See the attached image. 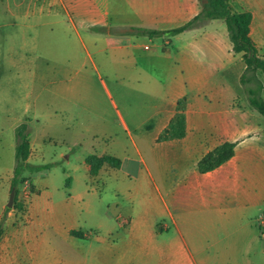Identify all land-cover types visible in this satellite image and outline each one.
<instances>
[{"label":"crops","instance_id":"0c3cea01","mask_svg":"<svg viewBox=\"0 0 264 264\" xmlns=\"http://www.w3.org/2000/svg\"><path fill=\"white\" fill-rule=\"evenodd\" d=\"M206 2L24 3L25 28L57 27L68 57H75V42L85 49L87 42L104 53L106 67L117 59L121 83L144 90L151 109L133 126L136 139L121 117L131 148L120 158L106 147L90 153L120 160L118 167L102 165L90 175L103 190L110 187V196L69 194L55 202L31 193L24 208L8 211L0 264H264V231L257 226L264 216V116L246 92L244 100L238 97L245 64L231 48L223 19H199L180 33L160 36L162 43L137 31L181 25ZM227 2L251 13L248 34L264 58V0ZM3 4L8 15L22 6L16 0ZM5 24L0 21V28ZM257 76L262 96L264 76ZM182 98L183 135L159 140ZM223 141L234 142L232 156L199 172L198 159Z\"/></svg>","mask_w":264,"mask_h":264},{"label":"rangeland","instance_id":"374dc122","mask_svg":"<svg viewBox=\"0 0 264 264\" xmlns=\"http://www.w3.org/2000/svg\"><path fill=\"white\" fill-rule=\"evenodd\" d=\"M16 1L22 2L21 8L13 10L16 15H8L2 9L5 0H0V21L6 23L0 28L2 227L8 211L19 210L18 202L24 208L31 193L55 202L69 194L84 195L86 199L93 192L110 196L109 186L103 190L101 181L90 177L84 158L103 147L120 158L122 150L131 148L121 117L136 139L132 128L151 109L150 97L144 90L121 83L114 70L117 59H110L106 67L104 53H96L87 42V49L79 44L77 47L75 42V57H68L57 27L25 28L22 13L24 3L30 0ZM156 42L162 43L160 36ZM154 75L157 77V72ZM244 96L241 84L238 97L244 100ZM21 123H25L34 149L29 162L48 166L23 172L26 180L17 183V199L13 195L7 206L15 165V128Z\"/></svg>","mask_w":264,"mask_h":264},{"label":"trees","instance_id":"16d2710c","mask_svg":"<svg viewBox=\"0 0 264 264\" xmlns=\"http://www.w3.org/2000/svg\"><path fill=\"white\" fill-rule=\"evenodd\" d=\"M223 19L228 38L231 43L233 52L239 53L242 61L245 64L244 70L240 76V83L244 86L247 94L248 103L258 113L264 116V98L261 96L262 82L257 76L260 73L264 76V58L257 54V49L254 42L249 37V23L251 20V13L249 11H235L231 8L227 0H207V2L200 8L199 12L185 23L164 29H147L137 28V31L149 35L157 36H171L180 33L188 28L193 27L199 19ZM183 98L177 101L178 113L169 121L167 126L162 130L158 139L164 140L172 137L182 136L184 133V117L182 113ZM16 144L14 147L15 165L10 180V188H14V200L17 199L16 185L19 182L26 180L23 172H34L48 165H35L28 161L30 154V135L26 130L25 123L19 124L15 128ZM234 142L223 141L208 152H206L196 162V168L199 172L211 170L230 158L233 154ZM88 164L89 175H95L102 165H109L111 167H118L120 165L119 158L103 154L97 156L89 154L85 158ZM32 187V183L30 184ZM22 204L17 203V207L21 209ZM3 233L2 225L0 224V237ZM72 234L78 233L74 230Z\"/></svg>","mask_w":264,"mask_h":264},{"label":"built area","instance_id":"2783aa9c","mask_svg":"<svg viewBox=\"0 0 264 264\" xmlns=\"http://www.w3.org/2000/svg\"><path fill=\"white\" fill-rule=\"evenodd\" d=\"M257 226L261 231H264V216H259L257 218Z\"/></svg>","mask_w":264,"mask_h":264},{"label":"water","instance_id":"95a60500","mask_svg":"<svg viewBox=\"0 0 264 264\" xmlns=\"http://www.w3.org/2000/svg\"><path fill=\"white\" fill-rule=\"evenodd\" d=\"M13 195H14V188H11V189H10L9 202H8L7 206L10 205V203H11V201H12V198H13Z\"/></svg>","mask_w":264,"mask_h":264}]
</instances>
